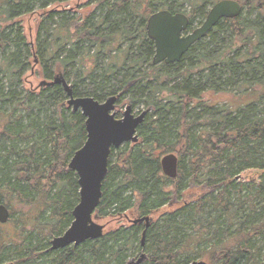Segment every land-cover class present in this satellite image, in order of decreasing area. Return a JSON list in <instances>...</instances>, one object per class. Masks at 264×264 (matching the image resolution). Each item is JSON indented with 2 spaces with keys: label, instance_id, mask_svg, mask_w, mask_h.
<instances>
[{
  "label": "trees",
  "instance_id": "trees-1",
  "mask_svg": "<svg viewBox=\"0 0 264 264\" xmlns=\"http://www.w3.org/2000/svg\"><path fill=\"white\" fill-rule=\"evenodd\" d=\"M73 1L0 0V202L15 230L0 235V264H126L141 253L144 264H264V0H236L239 17L157 66L148 18L184 13L191 31L220 0H87L83 15ZM24 16L38 17L33 42ZM34 64L42 81L62 74L75 98L120 94L116 106L148 111L138 142L111 149L96 210L150 217L143 247L144 225L130 224L49 251L73 220L68 163L87 134L61 85L25 88ZM170 153L174 179L160 165Z\"/></svg>",
  "mask_w": 264,
  "mask_h": 264
},
{
  "label": "water",
  "instance_id": "water-1",
  "mask_svg": "<svg viewBox=\"0 0 264 264\" xmlns=\"http://www.w3.org/2000/svg\"><path fill=\"white\" fill-rule=\"evenodd\" d=\"M242 12L236 0H222L208 11L203 23L189 31L190 22L184 13L172 14L161 10L152 14L146 23L147 38L153 43L152 65L177 63L181 57L208 33L221 19H235ZM61 85L68 98L66 104L72 111H80L85 117L86 140L68 163V169L77 175L79 201L72 210V222L60 236L52 238L49 251H57L73 245L79 246L86 241H95L104 235V226L98 225L96 210L102 198V184L108 172V160L111 149H117L126 143H137V129L143 124L148 111L134 115L131 106H127L120 118H116L115 103L120 94L98 102L90 97L75 98L72 88L62 74H57L52 82L42 81L43 86ZM163 175L170 179L177 176L178 159L173 153L164 155L160 160ZM8 209L0 202V224L8 222ZM144 222L140 244L143 247L146 231L152 222L150 217L133 220V224ZM146 255L127 264H143ZM190 264H209L205 261H193Z\"/></svg>",
  "mask_w": 264,
  "mask_h": 264
},
{
  "label": "rangeland",
  "instance_id": "rangeland-1",
  "mask_svg": "<svg viewBox=\"0 0 264 264\" xmlns=\"http://www.w3.org/2000/svg\"><path fill=\"white\" fill-rule=\"evenodd\" d=\"M220 1H222V0H220ZM75 3H76V6H74L75 5ZM87 0H74L71 4H70V6L72 7V8H74L75 7V10L78 12V13H80V14H84L86 11L88 12L91 8L90 7H88L87 6ZM77 4H79V6H77ZM210 8V7H209ZM81 9V10H80ZM80 10V11H79ZM209 10V9H208ZM187 10H185V12H186ZM38 17L37 16H32V17H30V16H24V17H22L20 20H21V23H22V26H23V28H24V33H25V35H26V37H27V40L29 41V42H33L34 41V39H35V21H36V19H37ZM206 18V17H205ZM205 18L203 19V20H201V21H199V22H197V23H195L193 26H192V29H195V28H197V27H199L202 23H203V21L205 20ZM191 30V29H190ZM34 65H36L35 67H34V69L32 70V74H31V72H28L27 73V78L25 79V88L27 87V88H31V89H36V88H38V86H39V84L41 83V81H42V76L40 75V67L37 65V64H34ZM56 75H57V72L55 73ZM58 74H60L59 72H58ZM120 97V96H119ZM220 98H223V99H227V98H225V97H222V96H220ZM225 100H222V101H220V102H223V101H225ZM118 101V100H117ZM116 101V102H117ZM115 105H116V103H115ZM127 106H130V104H128V99L126 98V99H124L122 102H121V104L120 105H117V107H116V110H115V112H116V116H117V118H120L121 117V115H122V113L124 112V109L127 107ZM144 110H146V108L145 107H143V106H137V108H134L133 109V113H134V115H138L140 112H142V111H144ZM113 160H115L114 158H113ZM245 177V175L243 176V178ZM246 177H249V178H256V176H254V175H250V174H248V175H246ZM157 215H155L154 217H156ZM137 218V216H135V217H132V218H130V220L131 219H136ZM130 220H126V219H124L123 217H121V218H119V217H114V218H110V217H103V218H98V220H97V224L98 225H102V226H104V230H103V232H104V234L105 233H108V232H110V231H112V230H114V229H116V228H118V227H120V226H128V225H130V224H133L132 223V221H130ZM141 225L143 226L144 225V222H142L141 223ZM0 235H3V236H6V234H9V236H13L14 234H15V230H14V228H13V224L12 223H10V221H8L7 223H5V224H0ZM144 230V229H143ZM143 232V231H142ZM141 236H142V234H141ZM52 240V239H51ZM50 240V241H51ZM141 254H144V255H146L145 253H141ZM140 254V255H141ZM140 255H136V257H134V258H129L128 260H127V263L129 262V261H131V260H138L139 259V257H140ZM195 261H202V260H195ZM204 261V260H203ZM126 263V264H127ZM144 264V263H143Z\"/></svg>",
  "mask_w": 264,
  "mask_h": 264
}]
</instances>
